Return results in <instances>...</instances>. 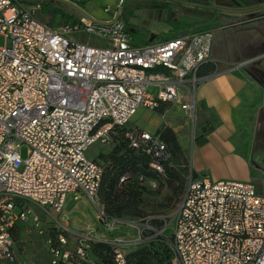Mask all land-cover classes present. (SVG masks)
<instances>
[{"label":"built area","instance_id":"1","mask_svg":"<svg viewBox=\"0 0 264 264\" xmlns=\"http://www.w3.org/2000/svg\"><path fill=\"white\" fill-rule=\"evenodd\" d=\"M40 7L0 0V36L7 40L0 45V264L16 260L12 229L19 221L39 227L36 207L61 213L69 197L82 195L110 235L92 226L50 236L51 264L86 261L93 242L110 244L113 264H126V248L145 235L106 214L98 195L103 167L88 150L110 143L141 107L178 102L194 120L197 72L211 60L212 31L140 45L119 10L109 19L85 15L56 25L37 16ZM82 33L94 38H75ZM151 134L128 136L132 147L154 152L151 166L161 172L158 161L169 153L163 141H147ZM123 224L137 236H112ZM166 244L171 264H264V193L250 181L192 177Z\"/></svg>","mask_w":264,"mask_h":264},{"label":"crops","instance_id":"2","mask_svg":"<svg viewBox=\"0 0 264 264\" xmlns=\"http://www.w3.org/2000/svg\"><path fill=\"white\" fill-rule=\"evenodd\" d=\"M119 1L104 7V11L110 8L104 17H95L111 18ZM207 24L203 29L212 31L211 60L197 72L202 82L195 90V119L182 109L181 103L161 102L155 109L141 107L130 120L131 129L156 133L167 128L184 149L193 144L190 165L197 176L204 174L215 181H249L250 158L256 147H262L258 141H264V11L238 20L212 19ZM72 198L75 199L69 197L66 206ZM86 200L85 195L80 196L75 199L76 206ZM65 213V209L61 213L49 211L58 231L52 236L59 232L71 235L93 226L79 225ZM14 253L13 264H27V259L16 254L15 246ZM52 258H48V264ZM95 259L90 253L86 261L73 259L70 263L94 264Z\"/></svg>","mask_w":264,"mask_h":264},{"label":"rangeland","instance_id":"3","mask_svg":"<svg viewBox=\"0 0 264 264\" xmlns=\"http://www.w3.org/2000/svg\"><path fill=\"white\" fill-rule=\"evenodd\" d=\"M26 5L40 4L41 7L37 10V16L50 24L60 25L58 20H53V14L57 8L71 9L83 14L79 9L73 7L61 0H20ZM74 1V0H73ZM91 0H88V2ZM75 2V1H74ZM86 2L83 9L88 15L103 16L105 15L104 7L107 4H113V0H95L92 4ZM68 7V8H64ZM118 10L120 12V17L126 22L127 29L131 32L134 42L136 44H147L153 41H159L168 39L171 37L178 36L182 32H196L200 30H205L203 28L207 27L208 24L204 18L201 16L192 15L190 11H186V16L178 14L176 11L169 10H159V8L149 7L143 4L139 0H120ZM89 11V12H88ZM114 11H112V14ZM191 14V15H190ZM245 17V16H240ZM248 17V16H246ZM54 21V22H53ZM182 22L184 26L178 27L176 23ZM83 37L85 40L88 38H94L93 34L82 33L76 35L75 38ZM6 38L0 36V45H6ZM151 91L153 87L150 88ZM136 125L135 123H132ZM194 124V123H193ZM127 129H131V122L126 126ZM112 143L102 144L100 142L94 143L88 150L89 156L94 158L102 167H106V163L99 158V154L107 153L111 150ZM259 147L253 150V158H250L248 174L250 176V182H253L258 189L264 193V141H258ZM186 156L190 164V157L193 153V144L185 148ZM27 146L24 145L21 148V154L26 157ZM164 168V167H163ZM166 171L163 169L162 176L157 180H146L143 182L147 188V204L149 209V215L146 219L131 218L126 216V219L130 224L137 225L141 227L143 231L144 241L139 245H131L127 249V252L132 251L143 246H154L156 249L162 250V247L157 244V239H155V234L158 231H162L167 237L172 233L175 215L177 208L183 194L189 184V181L193 177L191 165L188 174L186 175V184L182 189L179 196L174 197L169 203L166 202V197L170 194V189L168 188V183L166 180ZM176 187H178V181L175 182ZM179 190V189H178ZM88 199V198H87ZM163 204L168 206H163ZM66 206V205H65ZM39 212L42 223L39 227L32 225L30 222L19 221L13 228L12 235L14 239V246L16 254L20 257L27 259V264H48V258L52 256L47 239L56 234L57 228L54 226V219H52L47 212L36 207ZM66 213L65 217L74 218L79 225L90 224L93 226H99L100 229L109 234L106 229V224L100 220L97 207L88 199L85 203H80L76 206L75 199L72 200L64 207ZM64 211V210H63ZM154 221L162 222V225L158 223L155 224ZM138 229L132 227L128 224H123L120 229L112 232V236H122L127 233L136 237ZM68 236L67 232H65ZM110 235V234H109ZM69 244L66 247L71 249L73 247L74 239H69ZM89 258V257H88ZM13 264V263H12ZM71 264V263H70ZM93 264V262H92Z\"/></svg>","mask_w":264,"mask_h":264},{"label":"trees","instance_id":"4","mask_svg":"<svg viewBox=\"0 0 264 264\" xmlns=\"http://www.w3.org/2000/svg\"><path fill=\"white\" fill-rule=\"evenodd\" d=\"M74 1L82 8L88 2V0ZM82 18L83 14L78 13L73 8L63 9L57 7L52 17L54 21L58 20L62 24L75 23ZM176 24L178 27L184 26L182 22ZM142 132L138 129H127L125 126L116 127L111 133V150L99 154V158L107 166L103 168L98 195L100 204L109 217L125 218L128 216L144 220L149 215V207L146 202L147 188L143 182L160 179L163 170L160 172L151 166L152 161L155 160L153 151L148 152L142 147L135 148L131 146L128 134L135 133L139 135ZM151 135L153 138L147 141H154V139L163 141L169 153L167 159H159L158 161L162 169L165 168L167 174L166 180L170 194L165 200L169 203L182 192L187 181L186 175L190 170V164L185 149L179 141H176L170 129L162 128ZM192 174L193 177L197 176L194 171H192ZM122 176L128 177L126 181H120ZM139 176H143V178L140 179ZM177 181L178 187L175 184ZM163 206L168 205L163 204ZM154 222L162 225V222ZM154 237L157 239V244L159 242L162 250L156 249L154 246L141 245L137 249L127 252L126 264H171L170 252L166 244L167 236L158 235ZM90 253L96 258L94 264H113L114 252L108 243H91Z\"/></svg>","mask_w":264,"mask_h":264},{"label":"flooded vegetation","instance_id":"5","mask_svg":"<svg viewBox=\"0 0 264 264\" xmlns=\"http://www.w3.org/2000/svg\"><path fill=\"white\" fill-rule=\"evenodd\" d=\"M145 5L159 10L176 11L186 16V11L192 15L201 16L206 21L238 20L240 16H251L257 12L240 13L236 11L252 8L264 3V0H139ZM190 14V15H191Z\"/></svg>","mask_w":264,"mask_h":264},{"label":"water","instance_id":"6","mask_svg":"<svg viewBox=\"0 0 264 264\" xmlns=\"http://www.w3.org/2000/svg\"><path fill=\"white\" fill-rule=\"evenodd\" d=\"M61 1H64V2H66L68 4H71L73 7H76L77 9H79L85 15H88L86 13V11L83 8H81L76 2H74L72 0H61ZM263 9H264V3H262L261 5L256 6V7H252V8H248V9L236 11V12H240V13H250V12H254V11H260V10H263Z\"/></svg>","mask_w":264,"mask_h":264}]
</instances>
